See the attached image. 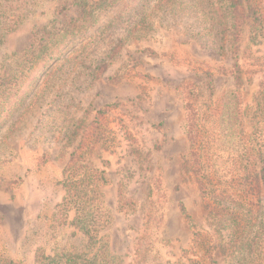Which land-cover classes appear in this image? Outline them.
<instances>
[{
    "label": "rangeland",
    "instance_id": "obj_1",
    "mask_svg": "<svg viewBox=\"0 0 264 264\" xmlns=\"http://www.w3.org/2000/svg\"><path fill=\"white\" fill-rule=\"evenodd\" d=\"M31 1L0 47V74L19 83L0 118V260L66 264L102 249L110 264H191L195 230L179 205L206 233L214 222L186 167L185 90L197 87L205 109L235 88L229 51L207 42L213 16L161 0L137 9L135 0H102L75 22L71 0ZM239 63L253 78L243 88L245 125L258 134L264 40L246 34ZM71 179L98 185L108 224L95 244L72 224Z\"/></svg>",
    "mask_w": 264,
    "mask_h": 264
},
{
    "label": "trees",
    "instance_id": "obj_2",
    "mask_svg": "<svg viewBox=\"0 0 264 264\" xmlns=\"http://www.w3.org/2000/svg\"><path fill=\"white\" fill-rule=\"evenodd\" d=\"M101 2L71 0L66 5L76 7L78 18L72 19L76 22L91 18L101 8ZM135 2L138 3L135 9L146 4V0ZM31 4V0H0V47L22 26ZM167 4L184 11L195 8L203 14L209 12L215 21L216 35L207 42L222 53L228 50L233 61L231 76L235 88L216 101L205 103V109L199 103L197 87L188 85L189 89L185 90V135L190 147L186 167L196 178L203 207L214 222L215 235L214 238L200 230L185 205H179L195 230V258L190 262L219 264L215 255L218 251L225 255L228 264H264V80L259 83L255 97L263 125L260 133L251 134L244 120L248 111L243 88L253 78L243 77L246 72L239 63L246 34L253 44L264 40V0H161L159 7ZM17 87L16 79L0 74V118L10 106ZM99 114L104 115L105 110ZM87 141L84 138L85 145ZM79 163L76 153L69 169L78 167ZM88 172V175L94 173L90 169ZM102 179L107 181L105 177ZM67 188L69 209L76 211L72 224L95 244L100 231L108 224L98 185H86L84 181L77 184L71 179ZM84 257L72 256L66 264H110L102 249L92 259ZM0 264L22 263L5 259Z\"/></svg>",
    "mask_w": 264,
    "mask_h": 264
}]
</instances>
